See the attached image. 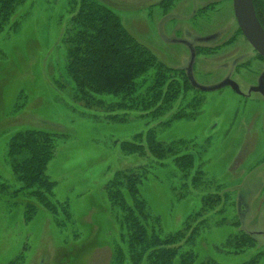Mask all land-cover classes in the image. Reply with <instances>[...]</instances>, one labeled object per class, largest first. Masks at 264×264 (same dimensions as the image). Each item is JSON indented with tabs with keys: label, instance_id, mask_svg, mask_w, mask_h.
I'll return each instance as SVG.
<instances>
[{
	"label": "rangeland",
	"instance_id": "obj_1",
	"mask_svg": "<svg viewBox=\"0 0 264 264\" xmlns=\"http://www.w3.org/2000/svg\"><path fill=\"white\" fill-rule=\"evenodd\" d=\"M98 1L113 10L127 32L167 69H184L191 59L186 44H194L199 57L193 78L199 86L216 85L230 75L246 89L263 70L264 64L256 70L239 65L234 73L228 64L232 58L217 55L208 59L206 49L217 42L197 44L198 35L184 28L190 22L170 20L183 18L179 12L187 9L188 0H170L156 8L148 6L158 0ZM79 3L26 0L0 34V181L8 185L7 190L0 188V264H112L114 246L121 245L125 233L108 194L118 172L142 176L141 197L157 219L147 225L148 230L162 238L184 230L187 220L200 213L205 196L221 194L213 211L197 217L204 221L199 235L181 244L173 264H180V256L189 252L196 255L197 263L249 264L256 259L259 262L253 264H264L261 99L243 100L228 90L205 95L192 87L171 111L181 118L170 124L165 123L167 116L153 119L147 112L119 110L120 97L112 94L91 93L115 109L109 111L100 104L86 108L74 101L76 88L66 75L65 37ZM228 19L236 55L244 62L252 56L251 49L237 34L231 11ZM154 73L153 68L138 83L149 86ZM246 75H253L252 81ZM248 128V135H243ZM27 130L47 131L56 139L46 172L55 184L51 201L60 204L56 213L32 195L15 192L22 186L8 161L9 144ZM150 130L165 144L185 141L192 146L195 164L203 172L198 187L193 185L194 171L185 176L172 158L159 160L147 150L143 155L123 153L121 144L141 137L145 146L144 136ZM27 203L35 205L34 213ZM242 235L254 245L245 252L231 253V248H237L231 241Z\"/></svg>",
	"mask_w": 264,
	"mask_h": 264
},
{
	"label": "trees",
	"instance_id": "obj_2",
	"mask_svg": "<svg viewBox=\"0 0 264 264\" xmlns=\"http://www.w3.org/2000/svg\"><path fill=\"white\" fill-rule=\"evenodd\" d=\"M25 2L0 0V34ZM65 42L68 45L66 75L76 88L74 101L89 109L100 104L101 108H109L110 111L115 109L112 104L107 107L104 99L91 93L112 94L120 97L121 104H116L121 108L119 110L147 112L153 119L167 116V124L181 118L182 115L171 111L188 89L195 88L192 75L184 69L165 68L146 46L127 32L118 15L105 4L98 0H80ZM153 68L152 80L143 88L138 80ZM144 137H147L145 146L142 137L121 144L123 153L143 155L147 150L159 160L172 158L185 176L194 171L193 185L199 186L203 172L200 165L195 164L197 156L192 146L185 141L165 144L154 130ZM55 140L54 135L47 131L27 130L12 139L8 150L9 164L22 186L15 192L33 196L52 213L57 212L60 204L51 201L55 184L46 172L54 156ZM116 177L119 178L110 183L108 194L111 206L120 213L118 223L125 233L121 237V245L114 246L112 264H124L126 260L130 261L129 264H173L181 244L193 241L199 233L204 221L197 217L213 211L221 199V194L205 196L200 213L187 220L184 230L162 238L148 230L147 225L157 222V219L153 218L147 201L141 197L139 184L142 176L137 172H118ZM0 188L7 190L8 185L0 181ZM26 206H31L29 210L35 212V205L27 203ZM194 222L197 223L193 225ZM237 239L231 241L232 247H237L231 248V253L245 252L254 245L246 235ZM180 260V264H215L211 261L197 263L192 252L182 254ZM253 262L258 263L259 260L253 259L249 264Z\"/></svg>",
	"mask_w": 264,
	"mask_h": 264
},
{
	"label": "flooded vegetation",
	"instance_id": "obj_3",
	"mask_svg": "<svg viewBox=\"0 0 264 264\" xmlns=\"http://www.w3.org/2000/svg\"><path fill=\"white\" fill-rule=\"evenodd\" d=\"M168 1H170V0H158L154 3H151L148 6V8L149 7H155L156 8L158 6L162 7ZM178 1H180V0H178ZM193 1H195L196 7H194ZM228 1H230V2H225V0H188V3L186 4L187 9L183 8V10H180V12H179L180 14H182L183 18L175 16V17L171 18L170 20H172L174 23L185 22V21L190 22L189 24H191V25L190 26L186 25L184 28H189L192 31H188V32L195 33V36L198 35L197 42H199V43H197V44H201V43L212 44L214 42H217V44L214 46L209 45V47H212L211 49H206L205 55L209 56L208 59L212 60L213 57H215L217 55L220 57L223 56L224 58L228 57L229 60H231L230 58H232L233 61H231V63L228 62V64H231L234 67V73H237V67L239 65L244 66L246 70H248L251 66H254L255 70L257 68L259 69V67L262 64H264V57L262 55H260L254 49V47L249 43L247 38L243 35V33H242L238 23H237L236 16H235L234 0H232V2H231V0H228ZM252 2H253L254 9H255L256 17H257L261 27L264 29V0H252ZM144 8H147V7H144ZM230 11H231L233 24H234V20H235V23L237 25L236 26L237 34L240 35L244 39L246 44L251 49L250 51H251L252 56L247 57L248 60H246L244 62L241 60L242 59L241 56L237 57L238 55H236V54H237L238 50H237L236 46L234 45L235 41L231 40L232 36H230V34H229V31L231 28V24L228 22ZM160 15H162V14H160ZM161 18H163V17H161ZM222 19H224L225 22H223ZM179 33L184 34V36H186L185 30H183V31L181 30V31H179ZM199 34H202V36ZM186 46L191 53V59H190V63L186 67H184V70L188 74H191L192 78H193V66H194L195 58L199 57V54H197V51H196L197 48L194 44H189V45L186 44ZM195 52H196V55H195ZM203 59H205V62H209L208 59H206V58H203ZM241 61L243 63H241ZM223 66H225L226 68L228 67L225 64ZM178 69H181V68H178ZM261 69H263V70L261 71V73L259 75H257V77L255 79V83L249 84L246 89L243 88L242 83L237 79L236 76L227 75V77H225L222 81H220L219 83L216 84V85H218V84H221L225 80H230L236 84L240 93L235 91L231 85L230 86H224L223 88H221L219 90L201 91V92L205 95H212L215 93H220V92H223L225 90L226 91L228 90L234 96H236L240 99H243V100L253 101L252 99L255 96H258L262 101L261 103L264 104V93H262L260 91H254L255 88H258L260 86L264 87V67ZM253 77H254L253 75H246L245 79L248 81H252ZM193 80H194V78H193ZM261 81H263V82L261 83ZM214 86L215 85L204 86V87L210 88V87H214ZM249 128L246 129V131L243 135H245V134H246V136L248 135L247 133H248ZM261 129H263V131H264V125L263 124H262ZM242 139H243V141L245 140L244 136L242 137Z\"/></svg>",
	"mask_w": 264,
	"mask_h": 264
},
{
	"label": "water",
	"instance_id": "obj_4",
	"mask_svg": "<svg viewBox=\"0 0 264 264\" xmlns=\"http://www.w3.org/2000/svg\"><path fill=\"white\" fill-rule=\"evenodd\" d=\"M234 12L237 19V23L247 38L249 43L254 49L264 57V29L261 27L253 6L252 0H234ZM263 81H261L262 83ZM195 87L200 91H214L223 88L224 86H232L235 91L240 93L235 83L230 80H225L221 84L215 85L214 87L206 88L199 86L193 80ZM254 91H260L264 93V87L260 86L255 88Z\"/></svg>",
	"mask_w": 264,
	"mask_h": 264
}]
</instances>
